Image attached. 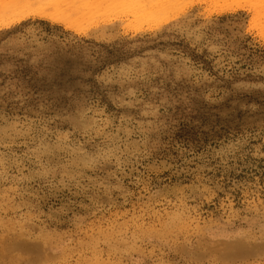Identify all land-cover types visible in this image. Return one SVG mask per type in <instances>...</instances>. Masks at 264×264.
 <instances>
[{"label": "rangeland", "instance_id": "obj_1", "mask_svg": "<svg viewBox=\"0 0 264 264\" xmlns=\"http://www.w3.org/2000/svg\"><path fill=\"white\" fill-rule=\"evenodd\" d=\"M261 1L0 26V264H264Z\"/></svg>", "mask_w": 264, "mask_h": 264}, {"label": "bare ground", "instance_id": "obj_2", "mask_svg": "<svg viewBox=\"0 0 264 264\" xmlns=\"http://www.w3.org/2000/svg\"><path fill=\"white\" fill-rule=\"evenodd\" d=\"M171 3L172 0H0V26L20 21L33 13L62 21L73 28L82 16L99 12L124 13L118 21L142 24L158 20Z\"/></svg>", "mask_w": 264, "mask_h": 264}]
</instances>
